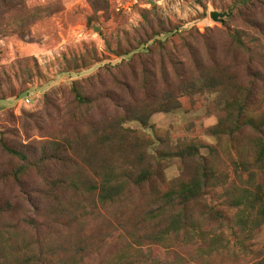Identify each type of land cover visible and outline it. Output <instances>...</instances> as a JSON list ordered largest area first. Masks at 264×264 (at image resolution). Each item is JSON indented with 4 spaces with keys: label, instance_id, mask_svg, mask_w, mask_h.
<instances>
[{
    "label": "rangeland",
    "instance_id": "1",
    "mask_svg": "<svg viewBox=\"0 0 264 264\" xmlns=\"http://www.w3.org/2000/svg\"><path fill=\"white\" fill-rule=\"evenodd\" d=\"M246 1L0 0V264L264 263V224L240 231L221 189L188 208L196 246L147 217L193 172L181 148H218L233 179L227 152L259 137L212 132L264 115V0Z\"/></svg>",
    "mask_w": 264,
    "mask_h": 264
},
{
    "label": "trees",
    "instance_id": "2",
    "mask_svg": "<svg viewBox=\"0 0 264 264\" xmlns=\"http://www.w3.org/2000/svg\"><path fill=\"white\" fill-rule=\"evenodd\" d=\"M249 2L250 0L245 3L249 4ZM237 47L241 46L237 45ZM208 81L212 84L211 80L208 79ZM235 112L237 114L231 125H226L225 119H220L219 124L212 131L216 139L221 142L224 137L235 138L244 127H250L259 134V137L250 138L246 143L236 144L232 147V152L231 150L227 152L233 179H229L230 176H226L225 173H219L211 163L210 159L217 155L218 148L212 147L209 157L202 155L197 146L192 144L187 145L184 150L180 149L179 156L183 160L195 159L192 166L193 172L189 173L188 181L171 182L169 191L158 201L162 203H158L155 209L147 213L150 219L148 222L156 227L159 225V218L169 217L167 227L160 229L154 236L156 242H167L172 236L181 240L185 246H196L200 242H205L204 237H197L195 234V224L189 218L188 208L195 202L203 201V196L205 192L208 194L209 188L213 191L218 189L225 191V197L222 200L217 198L218 203L227 204L236 210L235 226L240 231L258 229L264 224V115L259 121H254L251 118L243 119L246 115L243 108L239 107ZM247 153L253 155V161L246 158ZM258 176L259 180H256ZM152 178L153 174L146 171L137 177L135 183L141 186ZM109 186L105 184L103 191L107 193ZM109 204L113 203H104V206ZM213 207L210 206L207 210L209 218L223 216L218 209H212ZM145 224L146 222L140 223L139 229Z\"/></svg>",
    "mask_w": 264,
    "mask_h": 264
},
{
    "label": "water",
    "instance_id": "3",
    "mask_svg": "<svg viewBox=\"0 0 264 264\" xmlns=\"http://www.w3.org/2000/svg\"><path fill=\"white\" fill-rule=\"evenodd\" d=\"M229 16V13H219L217 11H213L210 13V17L215 22H222L224 17Z\"/></svg>",
    "mask_w": 264,
    "mask_h": 264
}]
</instances>
